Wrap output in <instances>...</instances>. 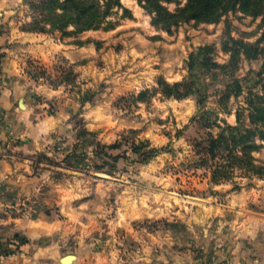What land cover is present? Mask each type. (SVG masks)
Here are the masks:
<instances>
[{"label": "rangeland", "instance_id": "rangeland-1", "mask_svg": "<svg viewBox=\"0 0 264 264\" xmlns=\"http://www.w3.org/2000/svg\"><path fill=\"white\" fill-rule=\"evenodd\" d=\"M121 1L97 28L63 35L28 30L27 0H0V33L14 36L8 47L30 78L31 125L45 123L41 149L18 168L25 183L4 202L38 229L0 235V256L32 243L54 259L75 255L63 264H237L236 228L264 210V178L235 168L213 180L197 144L221 131L208 124H237L260 90L263 17L236 8L165 28L139 0ZM189 79L198 92H162ZM235 79L243 92L224 96Z\"/></svg>", "mask_w": 264, "mask_h": 264}, {"label": "trees", "instance_id": "trees-1", "mask_svg": "<svg viewBox=\"0 0 264 264\" xmlns=\"http://www.w3.org/2000/svg\"><path fill=\"white\" fill-rule=\"evenodd\" d=\"M34 12L28 30L40 32H61L63 35L80 33L100 26L115 6L122 7L121 0H27ZM153 14V23L171 28L183 21L195 19L203 22H217L228 11L240 9L264 20V0H187V3L171 11L166 2L174 0H139ZM74 26V29H69ZM211 65L223 67L216 62ZM191 79L175 83L162 82V92L167 96L183 97L198 92ZM243 86L233 80L226 87L224 96L240 95ZM247 107L237 110V124L210 123L207 126L221 128L219 133L209 131L204 141L198 142L206 154V161L212 169L213 180L229 177L235 168L264 178V162H259L253 151L264 141V80L260 90H250ZM245 110L248 114H245ZM199 116L200 118H204ZM248 119V121H247ZM198 119L195 118V121ZM219 157V158H217Z\"/></svg>", "mask_w": 264, "mask_h": 264}, {"label": "crops", "instance_id": "crops-1", "mask_svg": "<svg viewBox=\"0 0 264 264\" xmlns=\"http://www.w3.org/2000/svg\"><path fill=\"white\" fill-rule=\"evenodd\" d=\"M21 35V34H20ZM35 33H23L30 39ZM14 38L0 33V235L6 238L16 231L28 235L37 231L36 221L29 215L13 214L7 210L5 201L17 196L15 188L25 183L19 173L21 164L27 165L28 155L43 145L41 138L45 123L31 125L35 106L27 99L30 78L13 56L9 42ZM24 99V106L20 100ZM50 122V121H49ZM10 192V193H9ZM264 203V202H263ZM248 218V224L236 228L233 260L237 264H255L254 257L264 264V210ZM241 230V231H240ZM240 231V234H237ZM49 246L36 247L27 244L9 256H0V264H63L61 257L52 258Z\"/></svg>", "mask_w": 264, "mask_h": 264}, {"label": "water", "instance_id": "water-1", "mask_svg": "<svg viewBox=\"0 0 264 264\" xmlns=\"http://www.w3.org/2000/svg\"><path fill=\"white\" fill-rule=\"evenodd\" d=\"M75 257L74 254H67L62 257L63 262H70Z\"/></svg>", "mask_w": 264, "mask_h": 264}]
</instances>
